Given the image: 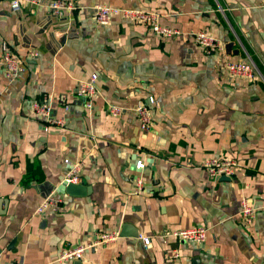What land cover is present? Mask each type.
Wrapping results in <instances>:
<instances>
[{"label":"crops","instance_id":"1","mask_svg":"<svg viewBox=\"0 0 264 264\" xmlns=\"http://www.w3.org/2000/svg\"><path fill=\"white\" fill-rule=\"evenodd\" d=\"M71 1L74 10L54 15L47 0L19 11L0 0V58L6 44L23 59L11 76L0 63L1 260L264 264V0ZM95 3L155 9L178 32L159 35L118 14L97 24ZM199 30L223 49L206 53L193 36ZM228 59L252 60L259 76L228 75ZM92 73L87 106L77 86ZM44 98L63 126L45 128L34 112ZM149 99L153 124L141 131L133 108ZM111 105L123 111L112 115ZM212 156L234 159V173L210 176L201 164ZM65 159L82 161L84 194L59 192ZM49 193L59 203L38 212ZM242 196L256 207L249 223L239 213ZM195 226L207 228L204 241L171 234ZM108 231L119 237L79 260H57L63 247Z\"/></svg>","mask_w":264,"mask_h":264},{"label":"built area","instance_id":"2","mask_svg":"<svg viewBox=\"0 0 264 264\" xmlns=\"http://www.w3.org/2000/svg\"><path fill=\"white\" fill-rule=\"evenodd\" d=\"M44 0H9L10 9L12 11H19L22 4H33L37 5L42 3ZM46 5L54 15H61L66 9L74 10L75 4L71 0H47ZM93 18L95 23L104 25L110 20L111 15L118 14L123 19L135 21L149 27L152 31L159 35H172L177 33L178 30L169 26H164L159 23V13L155 9H134V8H118L104 5L102 3H95L93 8ZM194 39L201 45L206 53L223 49L222 41L214 35L208 34L204 31L193 32ZM35 53H30V56H34ZM0 63L4 66V72L7 76L17 74L22 69L23 59L18 55L14 54L13 51L6 45H3V53L0 58ZM225 67L228 75L234 77H240L245 80H253L259 76V71L252 60L247 61H232L228 60L225 62ZM96 74L92 73L88 80L81 81L77 86V95L83 97L86 101V105L90 106V99L96 91L95 84ZM152 99H149V103L139 101L133 108L138 127L141 131H147L153 124L150 103ZM34 112L39 114L45 120V128L50 125L63 126L64 120L60 117H55L52 114L51 103L46 99H40L34 101L32 104ZM67 105H65V109ZM123 111L121 106L111 105L109 112L112 115L120 114ZM68 164L69 170L67 171L64 181L66 183H79V172L82 167V161L71 162L68 159L64 160ZM144 163L138 161L137 167H143ZM236 161L231 158L223 157H208L206 158L201 166L210 176H230L235 171ZM143 182L140 178H136L135 192L141 191ZM60 198L55 197L52 193L47 194L37 211L40 212L47 206L57 205ZM264 208V202L262 204ZM256 212V207L249 204L247 197L242 196L240 199V210L239 213L242 219L249 223L253 220ZM207 228L204 226L178 228L171 232L172 235L178 237L183 241H194L202 242L206 238ZM118 231H108L98 233L95 238L91 241L76 244L74 246L63 247L58 256L59 262H66L70 260L81 259L83 253L96 245H107L114 242L118 238ZM143 244H147L149 237H142ZM173 256H178L176 251L173 252ZM0 264H16L14 262L2 261Z\"/></svg>","mask_w":264,"mask_h":264},{"label":"water","instance_id":"3","mask_svg":"<svg viewBox=\"0 0 264 264\" xmlns=\"http://www.w3.org/2000/svg\"><path fill=\"white\" fill-rule=\"evenodd\" d=\"M225 178H229L228 176H224ZM59 192L66 193L69 196L72 195H82L86 192V187L84 186V183H66L64 180L60 184V187L58 188ZM124 227H127L126 225ZM136 234V233H134ZM120 235H124L123 231L120 233Z\"/></svg>","mask_w":264,"mask_h":264},{"label":"rangeland","instance_id":"4","mask_svg":"<svg viewBox=\"0 0 264 264\" xmlns=\"http://www.w3.org/2000/svg\"><path fill=\"white\" fill-rule=\"evenodd\" d=\"M218 38V37H217ZM228 60H230V59H228ZM227 60V61H228ZM233 61V60H232ZM235 61H247V60H235ZM226 62V61H225ZM91 99H92V97H91ZM91 99H90V103H91ZM85 103H86V101H85ZM68 107V106H67ZM45 125V124H44ZM64 125V124H63ZM227 176V175H226ZM231 176V175H230ZM230 176H228V177H230ZM80 182V181H79ZM41 212V211H40ZM118 234H119V232H118ZM119 237V236H118ZM74 246V245H73ZM1 259V258H0ZM71 261V260H70Z\"/></svg>","mask_w":264,"mask_h":264}]
</instances>
